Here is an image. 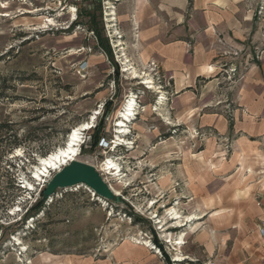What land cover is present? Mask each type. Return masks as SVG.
<instances>
[{"label": "rangeland", "instance_id": "374dc122", "mask_svg": "<svg viewBox=\"0 0 264 264\" xmlns=\"http://www.w3.org/2000/svg\"><path fill=\"white\" fill-rule=\"evenodd\" d=\"M166 1L0 0V264L98 259L122 241L145 248L154 239L161 264H173L183 250L167 236L184 238L202 263L204 247L189 240L191 231L215 235L216 252L225 253L264 223V137L240 131L244 121H264V0L238 2L235 18L248 24L242 36L205 28L187 7L179 28L169 21L172 33L186 30L188 47L210 40L197 79L165 72L145 55L141 35L151 25L145 16ZM168 1L178 12L181 0ZM107 3L116 14L112 28ZM129 100L135 115L126 122L124 144H117L115 125ZM92 117L77 161L93 166L119 201L76 186L44 202L41 191L55 170L44 172L41 159L65 147L73 129ZM96 126L103 139L92 148ZM108 161L120 183L100 171ZM38 172L45 178L35 181ZM192 199L202 211L224 210L227 221L174 226L167 210H193L185 206ZM226 226L236 228L221 237Z\"/></svg>", "mask_w": 264, "mask_h": 264}, {"label": "crops", "instance_id": "0c3cea01", "mask_svg": "<svg viewBox=\"0 0 264 264\" xmlns=\"http://www.w3.org/2000/svg\"><path fill=\"white\" fill-rule=\"evenodd\" d=\"M142 2V0H141ZM238 2L240 0H193L189 5L187 0H181L180 9L178 12H173V9L169 7V1L165 3H157V8L154 10L149 9L145 21L150 20L151 25L145 28L142 32L143 45L146 47L145 55L148 59L157 62L161 65V68L165 72L173 73L177 77H182L183 72L191 73L190 75L197 78H203L199 72L202 68L203 61H207L210 57V51H208V40L204 43H195L192 47H188L183 37H186V30L178 31L180 21L185 13L184 9L191 12L193 18H200L203 21L205 28L216 29L217 31H232L238 36H242L244 30H248L247 23H240L236 20L235 15L238 9ZM179 8V7H178ZM164 14V15H163ZM153 15L155 17H153ZM141 16V15H139ZM178 24L175 32L172 33L169 29V21ZM206 49H205V48ZM205 63V62H204ZM212 69L209 68V72ZM174 78V77H173ZM176 80V79H174ZM245 125L240 129L243 135L256 134L259 137H264V121L256 123L252 122L251 125L248 121H244ZM252 202V199H251ZM193 204V210H187L181 213L182 220L187 216L199 217L197 220L192 221V225L196 223H211L221 219L222 217H229L227 213H222L224 210H212L205 209L202 211L201 203L192 199L185 206ZM179 204V203H178ZM179 207L174 205L171 208ZM176 209V208H175ZM180 213L178 210H176ZM260 220L264 222V210L261 212ZM226 218V221H227ZM189 224V223H186ZM187 226V225H186ZM185 226V228H186ZM210 229H213L212 225H209ZM260 225H254L251 228L252 233L248 236L240 238L239 245L236 243L224 253V249L219 247L216 252L215 244L213 241L218 237L206 232L199 233L197 231H191L189 240L193 238L194 244L199 247L203 246L205 255L203 257L204 262L200 263V257H196V249L190 251L189 244L181 246L180 250H183L180 255L187 258L182 262H175L173 264H264V236L259 234ZM184 228V227H183ZM227 232L224 236L231 235V229L236 227H225ZM168 232V231H167ZM187 236V235H186ZM185 240V239H184ZM228 243V239H225ZM233 240V238H231ZM171 241H174L171 237ZM198 242V243H196ZM226 247V246H225ZM200 253V252H199ZM222 255V256H220ZM161 260L151 254L143 247L135 245L130 241H122L113 249L102 254L100 258L92 257H75L61 258L57 257L51 260V264H161ZM169 264V262L167 263Z\"/></svg>", "mask_w": 264, "mask_h": 264}, {"label": "bare ground", "instance_id": "6f19581e", "mask_svg": "<svg viewBox=\"0 0 264 264\" xmlns=\"http://www.w3.org/2000/svg\"><path fill=\"white\" fill-rule=\"evenodd\" d=\"M107 5H108V7H106V9H105L106 10L105 17H106V21L108 23L107 24L108 27L112 28L115 26L112 24L116 23V14L114 12V8L112 7V5L110 3H107ZM122 45H123L122 43H119L117 46L121 47ZM133 78H139V77L137 75H134ZM144 84L151 85L152 82H150L149 79H147V82H145ZM149 89H152V87L150 86ZM163 101H165V99L163 97H161L160 101L157 104L158 107H160V109H161V107L164 106ZM134 107H135L134 100H132V101L129 100L128 103L126 104V106L124 107V112H121V115L119 118L120 120H118L116 122V123H118L117 125H115V129H116L115 139L117 141V144H124L125 140L123 141L121 139L123 138L124 135H126L128 133V126H127L126 122L130 121L131 120L130 118H132L135 115V114H133ZM97 114H94V115H97ZM158 117H160V115H158ZM94 120H95V118L92 117V119H90L88 122H84V123L78 125L77 127H75L73 129L71 137L69 136L70 139L68 141V144L65 147L60 148L58 151L48 155V157L41 159V165L40 166L43 168L44 172H46L47 168H48L50 170L51 169L55 170L54 173H56L62 167L66 166L69 162H71L73 160H77V147H78L77 145H78V141L80 139V135L82 132H86L88 129L89 130L92 129V124L94 123L93 122ZM167 124L169 125L170 123H167ZM84 125H88V127L85 128ZM74 136H75V138H74ZM100 171L104 172L105 176L111 177V178L115 179V181H117V182L120 180V178H118V174L120 173V171L117 168L116 164L113 163L112 161H108L107 163L102 164ZM114 171H116V173ZM41 172H38L37 176ZM116 177H117V179H116ZM118 183H120V182H118ZM109 187L111 188V190L116 195L117 192L111 186H109ZM154 204L155 203H152V205H154ZM167 211H168L169 215L171 216V221H175L174 226L179 227V228L187 225V224H184V222L192 224L193 220L199 219V217L187 216L184 220H182L181 215L176 211L175 208H170ZM156 218L157 217L155 216V219ZM164 226H166V224H164ZM164 226L162 228H164ZM174 226H171V227H174ZM163 231L167 232V229H165ZM166 239H167V243L172 244V246H174L176 248V250H180L181 246L185 244L184 238L174 239V241H171V237L167 236ZM180 254H177L175 256V260H174L175 262H182V261L187 259Z\"/></svg>", "mask_w": 264, "mask_h": 264}, {"label": "water", "instance_id": "95a60500", "mask_svg": "<svg viewBox=\"0 0 264 264\" xmlns=\"http://www.w3.org/2000/svg\"><path fill=\"white\" fill-rule=\"evenodd\" d=\"M47 170H50L47 168ZM76 186H84L91 190L96 197L106 201H119L102 176L91 165L73 160L51 175L47 182L43 196L46 199L53 197L57 190H64Z\"/></svg>", "mask_w": 264, "mask_h": 264}, {"label": "trees", "instance_id": "16d2710c", "mask_svg": "<svg viewBox=\"0 0 264 264\" xmlns=\"http://www.w3.org/2000/svg\"><path fill=\"white\" fill-rule=\"evenodd\" d=\"M187 2H188L189 5H191L193 0H187ZM117 70L118 69L116 68V71ZM108 109L109 108L107 107V104H106V109H105L106 112H108ZM2 128H4V127L0 126V130H2ZM101 139H103V127L96 126L95 130L93 131V133L91 135V146H92V148L96 147L98 145L99 140H101ZM1 141H2V139H0V143H1ZM42 192L43 191H41V197L44 200V202H46L45 200H47V199L44 198ZM135 220H137V219L135 218ZM135 220H134V222H139V221H135ZM140 222H143V220L140 219ZM154 242L156 244H158L156 239H154Z\"/></svg>", "mask_w": 264, "mask_h": 264}, {"label": "built area", "instance_id": "2783aa9c", "mask_svg": "<svg viewBox=\"0 0 264 264\" xmlns=\"http://www.w3.org/2000/svg\"><path fill=\"white\" fill-rule=\"evenodd\" d=\"M136 106V105H135ZM86 188V187H85ZM87 190H88V192L93 196V197H95V194L91 191V190H89L88 188H86ZM49 199H51V198H49ZM259 234L261 235V236H264V223H262V225H261V227H260V229H259ZM149 243H150V246H145V248H148L150 251H152L153 252V254L154 255H157V256H159L160 257V248L155 244V243H153L151 240L149 241ZM208 264V263H207Z\"/></svg>", "mask_w": 264, "mask_h": 264}, {"label": "snow or ice", "instance_id": "6c2138e0", "mask_svg": "<svg viewBox=\"0 0 264 264\" xmlns=\"http://www.w3.org/2000/svg\"><path fill=\"white\" fill-rule=\"evenodd\" d=\"M84 127H85V128H87V127H88V125H84ZM74 138H75V136H74Z\"/></svg>", "mask_w": 264, "mask_h": 264}]
</instances>
